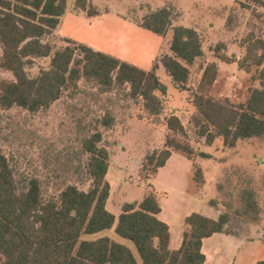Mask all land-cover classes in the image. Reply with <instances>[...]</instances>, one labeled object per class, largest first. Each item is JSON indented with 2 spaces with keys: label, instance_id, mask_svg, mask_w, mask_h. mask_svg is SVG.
I'll list each match as a JSON object with an SVG mask.
<instances>
[{
  "label": "trees",
  "instance_id": "16d2710c",
  "mask_svg": "<svg viewBox=\"0 0 264 264\" xmlns=\"http://www.w3.org/2000/svg\"><path fill=\"white\" fill-rule=\"evenodd\" d=\"M243 1L240 5L247 9L251 5L264 6V0ZM76 6L90 16L99 14L91 4L87 5V0H76ZM65 9L66 0H0V68L14 76V80H0V107L18 106L29 112L47 109L83 76L97 80L105 88L128 84L131 96L143 100L148 115L160 116L164 107L161 98L167 93V87L156 73L158 63L178 89L189 90L186 84L190 67L203 55L202 44L195 29L172 26V8H157L137 21L140 27L160 36L171 31V54L157 59L149 71L69 39L66 40L69 45L54 48L45 37L53 34ZM254 11L255 18L264 16L263 12ZM248 35L243 42L246 56L239 64L247 72L250 65L260 67L264 63V31L260 36ZM221 46L217 44L214 52ZM36 57L49 58V66L30 77L25 66ZM217 74L216 63H208L197 88L191 89L190 100L199 114L194 118L199 142L211 145L221 139L225 148H234L244 141L264 142V68L256 79L260 85L252 86L245 100L239 103L229 97L215 98L209 94ZM100 125L112 128L113 117L105 113ZM163 125L166 133L163 145L147 151L142 160L150 178L165 165L172 152H179L193 162L197 157H211L175 139L177 135L186 138L179 114L166 115ZM102 142L103 133L98 128L83 141L84 150L89 154L87 173L91 187L82 190L69 184L50 198L42 194L37 178H27L26 184L19 186L8 159L0 150V264H205L202 241L227 230L232 203L238 202L239 213L248 221L259 220L258 191L264 186V171L256 176L250 174L252 183L237 190L233 196L237 199L235 202L221 200L224 210L218 218L199 213L188 215L184 219L181 246L170 250L169 227L158 218L161 207L151 184L139 202L124 203L118 217L107 210L110 185L106 174L110 152ZM232 166L235 164L225 167L218 184L222 197L226 195L222 184ZM193 170L194 181L202 183L203 174L195 162ZM255 182L260 186L255 187ZM231 192L235 195V191ZM210 204L216 206L217 201L211 200ZM112 227L118 236L133 243L139 260L129 247L108 236L83 238ZM256 264H264V260Z\"/></svg>",
  "mask_w": 264,
  "mask_h": 264
},
{
  "label": "rangeland",
  "instance_id": "374dc122",
  "mask_svg": "<svg viewBox=\"0 0 264 264\" xmlns=\"http://www.w3.org/2000/svg\"><path fill=\"white\" fill-rule=\"evenodd\" d=\"M102 2L116 10L128 13L129 19L135 22L140 21L147 12L142 4L150 0H102ZM240 2L238 6L240 11L232 12L228 19L230 25L238 28L236 30L234 28L236 32L234 31L235 34L231 36L230 41L240 39L244 45L243 55L241 57L239 55V64L246 56V44L243 42L247 41L248 34L260 36L264 31V16L254 18L253 15L254 10L264 13V6L251 5L248 11L253 14L251 13V18H248L242 10L247 8L242 7ZM71 3L72 1L70 5ZM66 40L56 34L45 37V41L51 43L54 48L69 45ZM230 41H227V44H230ZM217 44L220 45L217 42L214 47ZM221 45L224 47L223 44ZM236 46V44L233 45L234 50ZM234 50L226 51L225 49L221 59H218L219 62L230 64L235 54ZM222 51L219 47L220 54ZM1 55L0 48V57ZM49 60L44 57L30 60L25 66L27 74L30 77L39 75L41 70L49 66ZM195 60L192 76L188 82L190 87L198 85L203 71L204 58L198 57ZM259 71L260 67L250 65L249 71L245 74L239 69V65L237 68L233 66L230 70L226 65H222L221 74L209 90V94L215 98L229 97L235 103H239L245 100L252 86L260 85L259 80H256ZM230 76H235V81L226 78ZM0 80H14V76L11 72L0 68ZM160 80L168 88L167 93L161 98L164 107L160 116H149L143 106V100L140 97L131 96L128 84L121 86L114 84L111 88H105L97 80L83 76L75 87L69 86L65 89L61 97L47 109L29 112L18 106L7 109L0 107V150L8 159L18 185L24 186L27 178H37L41 192L46 198L56 197L69 184H74L82 190H88L92 181L87 173L89 154L84 150L83 141L95 128H98L103 133V145L111 153L107 180L112 186L108 204V208L112 210L113 206H120L124 198H136L140 186L145 182H150L151 175L149 171L143 169L142 160L147 151L153 150L156 145H163V142H160L166 137L163 120L172 112L181 116L186 130V138L177 135L175 139L191 144L197 151L202 150L206 144L203 141L199 142L200 139L195 135L197 127L194 118L199 114L191 106L190 87L189 90L178 89L177 86L171 85L172 80L165 75H162ZM170 87L172 89H169ZM105 113L113 117V125L110 129L100 125ZM258 143H260L258 146L262 148V153L256 154L254 167H251L250 163H245L244 166L247 169L236 165L229 169L230 172L222 184L226 194L224 197L221 196L222 201L235 202L237 199L233 196L237 195V190L252 183L250 174L256 176L264 171V142L261 140ZM183 162L173 169V175L177 177L170 183L173 186H179L183 171L191 166V162L185 157ZM255 183V187L260 186L258 182ZM231 191H235V195H232ZM201 196L204 198L203 192ZM201 199L195 196L191 201L184 200L180 208H175L173 201L164 202L162 217L172 221L174 230L180 229L186 208L200 210L202 208ZM231 206L232 215L227 229L245 230L246 222H249L247 217L239 213L238 202L232 203ZM99 234L83 236V238L94 239L98 236L109 235L115 241L129 247L139 260L133 243L118 236L114 228Z\"/></svg>",
  "mask_w": 264,
  "mask_h": 264
},
{
  "label": "crops",
  "instance_id": "0c3cea01",
  "mask_svg": "<svg viewBox=\"0 0 264 264\" xmlns=\"http://www.w3.org/2000/svg\"><path fill=\"white\" fill-rule=\"evenodd\" d=\"M70 1H72L71 5ZM240 1L243 0H150V2L142 5L147 10L144 15L157 8L170 7L173 10L171 19L172 26H182L196 30L202 44L203 55L201 57L204 58L203 71L210 62L216 63L218 67V74L213 84L214 86L219 74H221L222 65H226L228 70L232 69L233 66L237 68L239 65L238 61L243 55L242 51L244 52V45H242L240 39L230 41L231 36L235 34V30L238 28L230 25L228 20L232 12L240 11V7L238 8ZM89 4L96 7L99 11L98 15L90 16L86 10L76 6V0H67L66 11L60 18L58 25L53 29V34L126 61L145 71L151 70L154 62L163 55L171 54V31H168L165 36H160L140 27L137 21L134 22L129 19L128 13L126 14L123 11L116 10L104 4L102 0H87V5ZM242 10L248 18H251V11L249 12L248 9ZM256 12L259 11L256 10ZM227 41H230V44H227ZM217 42L224 45V47L221 46L223 50L221 54L219 51L217 53L214 52V45ZM235 44L237 46L234 50L233 45ZM225 49L226 51L230 49L235 51L230 64H227V60L224 64L218 60L221 59V55H223ZM195 61L190 67V78ZM158 64L156 73L159 79H161L162 75H165V77L172 80L162 65L160 63ZM263 67L264 63L260 66V69ZM239 69L247 74V71L240 68V66ZM226 78L228 80L232 79V81L236 79L235 76ZM171 83V85H175L173 80ZM197 86L190 87L188 83L186 84V87H190V89H196ZM169 89H172V87ZM176 94L178 95V93ZM191 106L194 108L192 103ZM160 142L163 141L161 140ZM160 145L154 147L160 148ZM258 145H260L258 140H254L239 142L234 148H225L222 145L221 139H216L211 145H205L202 151L210 154L211 157H197L194 161L201 168L203 174V181L199 184L193 179L194 162L179 152H172L165 165L160 167L156 175L149 179L150 182H145V184L143 183L140 186V191L136 198L126 197L122 200L120 206H113L112 210L108 208L112 191V186L107 180L108 168L106 181L110 185V196L106 202V208L115 217H118L121 213L122 205L124 203L139 202L146 192L148 184H151L157 193L161 207L158 218L169 227V249L177 250L182 243L185 229L184 219L191 213H199L213 219L218 218L224 210L223 202L218 191V184L222 179L225 167L234 164L244 165L245 163H250V166L254 167V161L257 157L256 154L260 155L259 152L262 153V148ZM184 157L191 162V166L186 167L183 171L182 181H180L179 186H173L170 183L177 178L173 175V169L176 165L184 163ZM202 192L205 195L204 198L201 196ZM194 195L202 198V208L200 210L186 208L187 211L182 217L181 228L174 230L172 221L162 217L163 203L173 201L175 208H180L182 201H191L195 197ZM211 200L217 201V205L212 206L210 204ZM258 203L261 209L259 220L257 222H246L245 230L236 231L227 229L203 239L201 251L205 256V264H256L258 261L264 260V186L258 191ZM96 235L100 234L97 233ZM106 236L110 237L109 235Z\"/></svg>",
  "mask_w": 264,
  "mask_h": 264
}]
</instances>
